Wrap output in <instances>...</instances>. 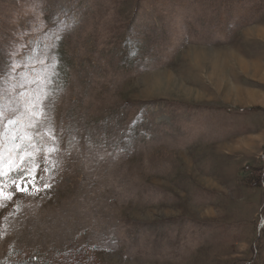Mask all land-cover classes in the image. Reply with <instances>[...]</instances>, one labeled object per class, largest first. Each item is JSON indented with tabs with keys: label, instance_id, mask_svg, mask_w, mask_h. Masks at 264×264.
<instances>
[{
	"label": "rangeland",
	"instance_id": "1",
	"mask_svg": "<svg viewBox=\"0 0 264 264\" xmlns=\"http://www.w3.org/2000/svg\"><path fill=\"white\" fill-rule=\"evenodd\" d=\"M263 154L264 0H0V264H264Z\"/></svg>",
	"mask_w": 264,
	"mask_h": 264
},
{
	"label": "snow or ice",
	"instance_id": "2",
	"mask_svg": "<svg viewBox=\"0 0 264 264\" xmlns=\"http://www.w3.org/2000/svg\"><path fill=\"white\" fill-rule=\"evenodd\" d=\"M44 171H47V168H44ZM3 173L0 172V176H2ZM11 175L15 176L17 179L13 180V183L16 185V191L17 192H22L28 195H36L38 194L40 191H42L43 189L35 184L33 182L34 179L38 178V177H33L30 178L31 176V169L27 166H20L17 167L15 169H13V171L11 172ZM19 181V182H17ZM23 184V188L20 187V184ZM32 185L31 189L29 188V185ZM46 187V185H45ZM0 195H3L2 193V186H0Z\"/></svg>",
	"mask_w": 264,
	"mask_h": 264
},
{
	"label": "trees",
	"instance_id": "3",
	"mask_svg": "<svg viewBox=\"0 0 264 264\" xmlns=\"http://www.w3.org/2000/svg\"><path fill=\"white\" fill-rule=\"evenodd\" d=\"M248 23V22H247ZM247 23H245L244 22V24L243 23H241L242 25H245V24H247ZM263 156V160H264V154L262 155ZM246 170H248V168L246 169ZM253 178H254V181H252V184L254 183H257L260 187H261V189L264 191V164H263V166H262V168H259L258 170H257V174L254 172V175H253ZM260 230V229H259ZM255 250V249H254ZM254 255H255V253H254ZM71 256V253H69V254H67V256H66V258H69ZM72 260V259H71ZM69 261V260H68ZM70 262V261H69ZM247 264H251V262H249V263H247Z\"/></svg>",
	"mask_w": 264,
	"mask_h": 264
},
{
	"label": "bare ground",
	"instance_id": "4",
	"mask_svg": "<svg viewBox=\"0 0 264 264\" xmlns=\"http://www.w3.org/2000/svg\"><path fill=\"white\" fill-rule=\"evenodd\" d=\"M241 67L243 68H248V66L246 64H244L243 62L241 63ZM220 70V69H219Z\"/></svg>",
	"mask_w": 264,
	"mask_h": 264
}]
</instances>
